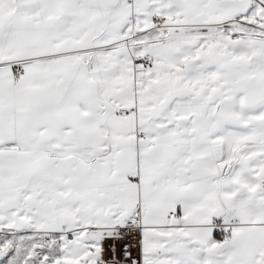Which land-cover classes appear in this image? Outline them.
Masks as SVG:
<instances>
[{"label":"snow or ice","instance_id":"snow-or-ice-1","mask_svg":"<svg viewBox=\"0 0 264 264\" xmlns=\"http://www.w3.org/2000/svg\"><path fill=\"white\" fill-rule=\"evenodd\" d=\"M0 264H264V0H0Z\"/></svg>","mask_w":264,"mask_h":264}]
</instances>
